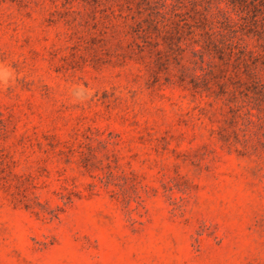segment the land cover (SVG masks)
<instances>
[{
	"label": "rangeland",
	"instance_id": "1",
	"mask_svg": "<svg viewBox=\"0 0 264 264\" xmlns=\"http://www.w3.org/2000/svg\"><path fill=\"white\" fill-rule=\"evenodd\" d=\"M0 264H264V0H0Z\"/></svg>",
	"mask_w": 264,
	"mask_h": 264
}]
</instances>
